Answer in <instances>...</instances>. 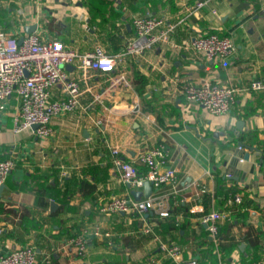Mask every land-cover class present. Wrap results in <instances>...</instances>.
I'll return each mask as SVG.
<instances>
[{
    "label": "crops",
    "instance_id": "0c3cea01",
    "mask_svg": "<svg viewBox=\"0 0 264 264\" xmlns=\"http://www.w3.org/2000/svg\"><path fill=\"white\" fill-rule=\"evenodd\" d=\"M194 1L0 0V29L19 40L26 26L36 25L43 40L79 52L100 42L111 54L133 36L134 17H175ZM261 2L215 0L143 59L128 60L140 117L130 114L129 92L110 93L98 84L93 94L103 93L111 111L96 104L58 117L54 135L43 141L32 129L12 131L16 101L10 98L0 109V157L12 155L15 167L0 192V255L28 246L39 258L50 254L51 264H179L189 258L198 264H264V92L247 90L253 80L264 81ZM207 32L231 36L234 53L210 62L190 50L193 39ZM67 71L75 75L73 68ZM203 80L242 90L227 115L211 116L186 102L182 83ZM52 98L62 94L55 89ZM91 98L84 93L82 105ZM96 120L105 125L103 132ZM157 144L169 150L167 166L177 177L175 195L169 187L160 190L169 194L163 205L168 216L99 214L102 203L132 191L120 183L108 145H118L121 159L129 161ZM81 181L95 186L90 195L77 191ZM234 195L240 204L228 203ZM195 207L227 214L215 239L202 213L191 212ZM145 219L153 234L141 232ZM85 226H98L109 237L94 238L81 258L61 249ZM172 246L175 257L168 254Z\"/></svg>",
    "mask_w": 264,
    "mask_h": 264
},
{
    "label": "built area",
    "instance_id": "2783aa9c",
    "mask_svg": "<svg viewBox=\"0 0 264 264\" xmlns=\"http://www.w3.org/2000/svg\"><path fill=\"white\" fill-rule=\"evenodd\" d=\"M215 0H195L185 6L175 17L163 18L154 16L134 17L131 21L133 36L128 39L124 49L117 53H109L96 42L91 50L79 52L65 47L58 40H43L37 33L25 35L21 44L14 36L0 29V109L10 99L16 101V111L12 118V131L17 134L33 130L34 135L46 141L53 135L52 122L63 115L84 112L93 105H99L105 112L109 110L103 101V93H94L93 88L103 84L107 92L125 90L131 94V112L134 117L143 115L138 94L126 73L128 60H141L147 51L160 43H165L176 29L191 17L208 7ZM264 12V0L261 9ZM215 15V11H212ZM189 49L202 55L210 62L223 61L235 51L231 36L207 32L197 36L189 45ZM71 66L74 76L66 70ZM98 81V82H97ZM57 89L61 99H53L52 93ZM251 91H263L264 81L253 80L247 87ZM233 86L203 81H187L181 85V94L187 103L201 107L211 116H225L241 92ZM90 93L92 101L88 106L82 105V96ZM98 130L106 128L101 120L93 121ZM113 166L119 173V181L128 190L141 191L145 182L151 184L152 192L147 198L135 200L130 193L112 197L98 207L104 216L136 214L144 218L148 214L167 217L166 205L168 195L160 192L169 187L171 195H175L177 184L176 171L168 167L169 150L163 144H157L141 150L129 161L122 160L118 145H108ZM264 160V158H263ZM138 166L144 168L141 173ZM15 167L12 155L0 157V186L4 185ZM229 204H240L241 198L234 195ZM201 212V222L206 226L208 235L215 239L220 224L228 218L227 214L218 211L203 212L196 207L192 213ZM153 225L145 219L141 232L153 234ZM109 237L103 234L98 226H85L77 233L65 239L61 249L69 250L81 258L86 253L90 242L96 238ZM111 246V244H110ZM165 248L164 246H162ZM170 257L177 255V247L168 248ZM50 254L38 257L35 250L25 246L0 255V264H51ZM179 264H198L195 258L181 261ZM251 264H261L253 262Z\"/></svg>",
    "mask_w": 264,
    "mask_h": 264
},
{
    "label": "water",
    "instance_id": "95a60500",
    "mask_svg": "<svg viewBox=\"0 0 264 264\" xmlns=\"http://www.w3.org/2000/svg\"><path fill=\"white\" fill-rule=\"evenodd\" d=\"M35 30H36V25L26 26V27L24 28V33H25L26 35H28V34L34 33ZM22 40H23V37L19 38V40H18V44H21ZM65 68H66V70H71V69H72L71 66H66ZM35 128H36V126H32V127H31L32 130H35ZM239 146H241V144H239ZM4 187H5L4 185H1V186H0V192H2V190L4 189ZM151 192H152L151 184L148 183V182H145L144 187H143V192L132 190V191L130 192V194L132 195V197H133L135 200L138 201V200L141 199V197H142L143 194H144V197L147 198V197L150 195Z\"/></svg>",
    "mask_w": 264,
    "mask_h": 264
},
{
    "label": "trees",
    "instance_id": "16d2710c",
    "mask_svg": "<svg viewBox=\"0 0 264 264\" xmlns=\"http://www.w3.org/2000/svg\"><path fill=\"white\" fill-rule=\"evenodd\" d=\"M114 49L117 50V52H120V51H122L124 49V47L119 48L117 46H114ZM94 189H95L94 185H92V184H90V183H88L86 181H81L78 184L77 191L80 193V195L86 196V195H90L94 191Z\"/></svg>",
    "mask_w": 264,
    "mask_h": 264
},
{
    "label": "rangeland",
    "instance_id": "374dc122",
    "mask_svg": "<svg viewBox=\"0 0 264 264\" xmlns=\"http://www.w3.org/2000/svg\"><path fill=\"white\" fill-rule=\"evenodd\" d=\"M261 15H262V17H263V19H264V12H262Z\"/></svg>",
    "mask_w": 264,
    "mask_h": 264
}]
</instances>
